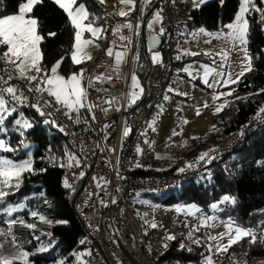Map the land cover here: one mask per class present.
I'll return each instance as SVG.
<instances>
[{
  "label": "built area",
  "instance_id": "built-area-1",
  "mask_svg": "<svg viewBox=\"0 0 264 264\" xmlns=\"http://www.w3.org/2000/svg\"><path fill=\"white\" fill-rule=\"evenodd\" d=\"M260 1L264 7V0ZM138 3L141 9L143 0ZM120 7L119 0H106L103 3L105 31L102 32L95 57L83 67V85L102 73L112 76L111 80L94 81L87 87V101L83 108L88 124L80 123L76 111L70 112L46 92L35 91V82L30 85L26 79L19 77L10 64L3 61H0V76L7 80L11 73L12 79L7 85L0 84V87L10 85L17 89L18 96L27 98L18 102L10 94L4 93L8 109L14 108V112L21 113L25 108L37 110L32 105H38L50 121L56 122L55 128L78 154L79 163H72L65 170L63 181L67 182L69 188L78 187L73 210L87 235L83 247L84 264H173L169 254L173 250V242L182 234L187 233L198 239L209 236L211 230L205 224L208 215L201 211L191 215L176 211L162 212L161 216L166 215L172 223L171 232L175 239L155 244L159 229L147 227L143 232L140 226V220L146 222L147 216L148 220L152 218L155 207L150 201L159 200L201 178L214 160L233 152L251 126L264 121V113L258 112L240 129L198 155L192 153L203 145L201 139L183 144L181 137H173L162 149L163 156H159L160 152L154 147L144 145L143 134L157 107L164 102L168 85L176 76L178 57L187 42L185 28L192 5L188 0H158V12L162 17L160 26L164 32L153 33L162 36V43L157 51L148 49L151 65L148 92L131 103L135 107L127 114L126 108L130 103L127 94L130 92L137 36L135 26L142 24L143 15L137 16V12L135 16L121 17L117 14ZM128 22L133 24L132 29L121 27L119 32L114 31L117 26ZM121 35L127 39L121 40ZM109 48L113 50L111 57L106 54ZM4 51V46L0 44V56ZM117 52L126 53L118 68L115 61ZM154 53L158 54L155 63L152 60ZM113 98V103H105L113 101ZM125 130L129 133L127 136L123 135ZM205 153L204 159H200ZM138 168H149L151 172L135 173ZM218 210L229 212L231 206L223 202ZM244 230H251L257 237L264 236V219ZM257 264H264V258H259Z\"/></svg>",
  "mask_w": 264,
  "mask_h": 264
},
{
  "label": "trees",
  "instance_id": "trees-1",
  "mask_svg": "<svg viewBox=\"0 0 264 264\" xmlns=\"http://www.w3.org/2000/svg\"><path fill=\"white\" fill-rule=\"evenodd\" d=\"M24 1L0 0V15L16 13ZM80 1L92 14L90 19L95 18V24L103 29V4L99 0ZM140 1L142 0H138ZM240 1L211 0L197 8L192 7L185 33L188 29L198 27L208 31L218 30L233 20ZM138 2L136 0V10L125 18L136 15ZM254 3L256 8L264 10L260 0H254ZM140 6L143 9V22L134 42L132 74L135 73L139 83L137 92L142 88V94L146 95L151 72L146 40L147 34L153 32L149 30L147 23L152 13L158 11V0H151L149 4H145L143 0ZM31 15L37 21L38 35L42 37L39 43L42 57L40 66L48 72L63 58L60 69L65 76L72 72L79 73L88 62L80 66L71 63L75 29L67 14L54 1L40 0ZM261 15L255 9L246 13V47L251 69L231 87V95L227 97L224 107L214 116V126L207 140L193 151L194 155L203 153L214 143L240 129L264 108V23L261 22ZM50 33L56 35L51 36ZM203 58V55H197L193 59ZM134 107L135 105L128 103L126 114ZM77 119L84 125L88 124L84 108L77 112ZM16 120H20L21 124L17 125ZM24 122L31 127H23ZM0 141L3 144L0 147V159L15 163L32 161L31 171H24L18 179L11 180L7 189L0 182V191L7 193L0 200V229L6 234L1 236L4 240L3 258L10 256L11 251H23L31 256L26 261L16 259L13 264H50L83 248L87 241L86 231L73 210L78 187H65L63 181L65 170L78 161V154L67 139L46 115H41L33 108H25L21 113L13 112L0 125ZM31 144L35 147L29 154L27 150ZM150 172L149 168H138L135 173ZM225 196L230 199L227 203L231 210L220 212L223 219L232 221L243 230L264 219V121L251 126L231 154L214 160L201 178L183 185L181 191L169 193L163 202H193L201 212L208 214L209 206ZM19 204H23L24 209L13 216L20 218L10 229L2 211ZM32 209L43 217L42 221L35 223L34 218L29 216L28 210ZM13 239L15 243L12 242ZM205 239L182 234L173 242V250L169 254L172 263H186L204 256L207 251ZM250 240L251 237H242L226 252H219V257L228 264H257L259 258H264V243H250ZM181 244L184 248L180 247ZM41 248L48 250L41 252Z\"/></svg>",
  "mask_w": 264,
  "mask_h": 264
},
{
  "label": "rangeland",
  "instance_id": "rangeland-1",
  "mask_svg": "<svg viewBox=\"0 0 264 264\" xmlns=\"http://www.w3.org/2000/svg\"><path fill=\"white\" fill-rule=\"evenodd\" d=\"M210 1L211 0H207V2ZM24 2H26V0ZM190 2L193 4V6L197 7L195 0H190ZM78 4H84V3L78 0ZM121 7L125 12H128L131 5L125 6L121 4ZM240 8H241V1L238 10L232 20V23L235 22V18L237 14L240 12ZM140 10L141 9L139 7L137 9L138 12L137 16H141ZM157 12L158 11L155 10L152 13L151 17L148 19V23L152 21L155 13ZM246 13H244L245 19H247ZM14 14H18V11L13 14L0 15V18H4ZM26 18L35 19L31 15V13L26 14ZM84 23L87 24L88 21H85ZM94 26L101 28V26L96 24H94ZM160 29H161L160 23L153 24L151 28V30L154 31L155 33H160ZM36 31H37V25H36ZM100 37L101 34H99V38H96L93 37L92 34L87 31H85L82 34V39L93 41L92 43L88 44L87 47L85 48V52L88 55L91 56L92 53H94L96 49H98V44H99L98 40L100 39ZM245 40H247V34ZM215 43L217 44V46L215 45L206 46V49L209 51L210 56L206 57L203 55L204 58L197 60L195 63L185 61L182 64V73L180 71L177 72L176 76L174 77V80L167 87V92H166L167 99H165L164 102L157 107V112L153 117V123L151 126L152 131L156 134V137L150 139L146 135L144 139L145 141H147V145L153 146L154 148H156V150H160L161 148H163L162 146L165 144V142L176 136H180L182 138L183 143H189L194 139H201L203 141L207 140L208 135L214 126V116L217 113L216 110L217 108H220L221 105L225 104L226 99L229 96L222 94L230 92L231 87L235 84V83H231L228 84L227 86H224L222 83H218V81L219 82L225 81L229 79V77L232 80H236L237 76H239V74L242 71L244 72V74L249 71V70L245 71V69L249 68V65L251 69V60L247 53L246 43H241L240 40L230 35H228L224 41L216 40ZM74 44H75V32H74ZM6 50H7V46H6ZM74 50L75 49L73 45V49L70 53L71 63L74 66H80L84 64L85 61L88 60L87 58H83L82 63L80 64H75L73 62L72 53ZM56 64H54L53 66H55ZM60 66L61 63L57 68V74L64 77L65 79L71 77L73 73H77V72H72L69 75L65 76L62 73ZM184 67H186L187 69V75L184 73ZM51 68L46 73H50ZM206 72L209 73L207 76L205 75ZM241 77L242 76H239V79ZM205 81H207V83ZM138 90H139L138 87L133 88L132 85L130 86V92L132 91L137 92ZM197 112H199V115H197ZM174 131L178 134L174 135L173 134ZM2 146H3L2 141H0V147ZM34 147L35 146L32 144L29 145V150H27V153L31 154ZM4 161L11 162L13 164H19L9 160L0 159V162H4ZM3 179L4 178L0 177V181H2ZM13 179H18V178L13 176L11 180ZM1 184L3 185L2 182ZM10 184L11 183H9V185ZM7 188L8 186L6 187V189ZM178 191H181V189ZM164 199L165 197H162L159 200L157 199L151 200L150 203H153L155 207L151 220H148V216L146 217L147 219L146 222H144L145 220L143 219L140 220L141 222L140 226L143 232H145L147 227H150L152 229L151 225L153 223L157 225V227L155 228L159 229V233L157 236H155V242H154L155 244L162 243L167 239L169 235L173 236V233L171 232L172 223L166 215L161 216L162 212L166 214L169 212L176 211L185 215H191L197 211H200L198 206L193 202L181 203L178 201H171L164 203L163 202ZM227 201L229 202L230 199ZM227 201H225L224 198H222L220 201L212 203L208 208V214H207L208 220L205 221V224L210 228L211 231L209 236L205 239L206 248H207L206 254L201 258H199L198 260L188 261L186 263H181V264H208L209 260L211 261V264H228L226 260L219 257L218 255L219 252L216 251V246L227 245L229 236L231 235L235 237V231H234L235 228L238 227L242 229V227L234 224L232 221L228 219H223L222 217H220V211L218 210V206L220 203ZM213 205H215V207H213ZM9 209L12 210L10 215L8 214ZM23 209H24L23 204H19L15 206L13 205L9 206L2 211L6 215L5 222L9 224L10 229L13 224L10 222L16 221L17 219L20 218V217L14 218L13 216L17 212ZM32 213L37 214V212L36 210L33 209L28 210L29 216L31 218H34L35 223H38L43 220L41 219L40 215L37 214L33 216ZM135 217L138 216L135 214ZM2 235H6V234H4L3 230L0 229V245L3 246L4 240L1 239ZM210 237H216V239L213 240L210 239ZM84 253L85 250L81 248L76 251L70 252L69 255L64 256L63 258L62 257L58 258L56 262H51L50 264H84L83 261ZM17 256H18L17 252L11 251L10 256H7L5 258L12 259ZM30 256L31 254H29L26 258L20 257L17 260L26 261V259ZM175 264H180V263L176 262Z\"/></svg>",
  "mask_w": 264,
  "mask_h": 264
},
{
  "label": "snow or ice",
  "instance_id": "snow-or-ice-1",
  "mask_svg": "<svg viewBox=\"0 0 264 264\" xmlns=\"http://www.w3.org/2000/svg\"><path fill=\"white\" fill-rule=\"evenodd\" d=\"M40 0H26V2H22L18 8V14L10 15L4 18H0V44L7 46V50L3 52V55L0 56V61H3L6 64H10L12 68L18 72L19 77L21 79H26L27 82L32 85L35 82L34 90L37 92H46L49 96L54 97L57 103H61L64 105L70 112L76 111L78 112L80 108L86 106L87 101V87H90L94 81H101L102 79L111 80L112 76L109 74L105 76L103 73L100 76H97L93 79H89L87 81V85H83L82 81L84 79V69H81L80 73H73L71 77L65 79L64 77L57 74V68L60 63H62L63 58L61 61H58L55 66H53L50 70V73H46L40 66V60L42 59L40 50H39V43L42 40V37L37 34L36 31V24L37 21L32 18H26V14L31 13L33 10V6L39 3ZM56 4L67 14L69 17L72 25L76 29L75 31V44H74V51L72 53V60L75 64L82 63L83 58L91 59V56L85 52V48L88 44L92 43L93 41L84 40L82 39V34L87 31L92 34L93 37L99 38V34H101L104 29L100 27H95V18L90 19V14L86 6L84 4H78V0H54ZM101 4L105 3L106 0H99ZM196 6L199 7L201 4L207 2V0H195ZM120 4L125 6L131 5L128 12H125L121 9L117 14L121 17L128 16L130 12L136 10V0H119ZM145 4L151 3V0H144ZM250 9H255L256 11H260L261 15V22L264 23V10L256 8L254 0H241V8L240 12L237 14L235 18V22L232 24L227 25L226 27L231 29L232 31L229 33L230 36L235 37L236 39L240 40L241 43H246L245 37L248 31V20L244 18V13L249 12ZM141 15L143 14V9L140 10ZM161 13H155L152 21L148 23L149 29L152 28V25L155 23L161 22ZM85 21H89L85 24ZM128 28L132 29L134 26L131 22L125 23L121 26H117L114 30L115 32H119L120 28ZM137 32L139 34V24L135 26ZM203 31V30H201ZM164 29L161 27L160 34H163ZM49 35L55 36V33H50ZM121 40H126L127 37L121 35ZM106 54L108 56H113V50L111 48L106 50ZM199 53H192V55H198ZM126 53L117 52L115 53V61L117 68L119 67L120 63L123 62ZM179 58V57H178ZM153 62H157L158 54H153L152 56ZM250 70V65L248 69L245 71ZM29 73H36L33 75H29ZM38 74V75H37ZM209 73L206 72L205 75L207 76ZM244 72L242 71L239 76H243ZM239 76H237L236 80H232L230 77L229 79L219 82L222 83L224 86H227L231 83H237L239 81ZM12 79L11 73L8 75V79L5 80L4 77L0 76V84L7 85L8 81ZM131 81L133 88L139 87V83L137 80V76L135 73L131 75ZM207 83V81H205ZM211 86V85H209ZM33 90V89H29ZM99 90V89H98ZM234 91V89L232 90ZM143 89H140V92L132 91L127 94L130 103H135L142 94ZM4 93L10 94L11 98L15 101H21L22 99H27L26 97L22 98L18 96L17 89L12 86L7 87H0V125H3L5 119L8 116H11L12 113L15 111L14 108L8 109L6 104L8 101L4 98ZM222 95H231V91L227 93H223ZM218 98V97H217ZM167 99V97H165ZM113 101H105V103H113ZM35 107L37 111L41 112V115L44 113L40 110L38 105H32ZM94 107H99V105H94ZM224 105H221L220 108H217V112H219ZM261 113H264V108L260 109ZM199 115V112H197ZM93 115V119H94ZM186 122V121H185ZM15 123L17 125L21 124L20 120H16ZM45 123H49V121H45ZM53 125L56 124L55 121H51ZM23 127L28 128L31 125L27 122H24ZM63 130V129H61ZM129 133L127 130L123 133L124 136H127ZM174 135H177L174 131ZM207 153L203 154L200 159H204ZM79 162L77 161V164ZM32 161L27 160L19 164H13L11 162H0V177L4 178L2 181L4 186H9L10 180L13 176L19 178L20 175L24 171H31ZM179 171H184V169H179ZM83 175V173H81ZM18 186V184H17ZM65 187H69L67 182H65ZM7 193L0 191V200L6 196ZM224 200H229V197L225 196ZM115 202V201H113ZM215 207V205H213ZM11 209L8 210V214H11ZM33 216L37 215L36 213H32ZM43 219V217H41ZM10 223H15L12 221ZM152 228L157 227L156 224L151 225ZM231 231V229H230ZM235 237L229 236L228 244L227 245H219L216 246L217 252H226L229 247L233 244L237 243L238 240L242 237H251L250 243H264V236L257 237L254 235L251 230H243L240 228H235ZM169 240L175 239V237L169 235L167 237ZM210 239H216V237H210ZM15 243L14 239L12 241ZM194 243H199V241H194ZM2 245H0V264H13L14 259H18L20 257H27L29 254L26 252H19L18 256L12 259L3 258L2 256ZM167 247V245H165ZM181 248H184V245H180ZM47 248H41L39 251H47ZM208 264H211V261H208Z\"/></svg>",
  "mask_w": 264,
  "mask_h": 264
},
{
  "label": "crops",
  "instance_id": "crops-1",
  "mask_svg": "<svg viewBox=\"0 0 264 264\" xmlns=\"http://www.w3.org/2000/svg\"><path fill=\"white\" fill-rule=\"evenodd\" d=\"M192 7H193V9L197 8V7L193 6V4H192ZM121 9H122V7H120V10ZM229 24H232V21L222 25L216 31H208V30H206L203 27H198L196 29H188L186 31L187 42L181 49V56L179 57L178 63L176 65L177 72L180 71L182 73V64L185 61L195 63L198 60V59H193L197 55H192V53H199L198 55L201 54V55H204L206 57L210 56L209 55V51L206 49V46L207 45H213V46L215 45V46H217V44L215 43L216 40L217 41H224L227 38V36L229 35V33L232 31L231 29L226 27ZM149 30L152 31L151 29H149ZM201 30H203V31H201ZM98 42H99V40H98ZM3 46L6 49V46L5 45H3ZM97 50L98 49H96V51L94 53H92L91 59H88L87 61H85V63L91 61L95 57V55L97 53ZM184 73L187 75L186 67H184ZM32 74L33 73H29V75H32ZM152 123H153V119H152L150 125L148 126L147 130L143 134V143H144V145H147V141H145V139H144L146 135L150 139L156 137V134L152 131V127H151ZM182 143H183V141H182ZM165 144H166V142H165ZM165 144L162 146L163 148H164ZM183 144H187V143H183ZM147 146H149V145H147ZM150 147H153V146H150ZM156 147H158V146H156ZM163 148H161L160 150H157L158 152H160L158 154L159 156H163V154L161 152Z\"/></svg>",
  "mask_w": 264,
  "mask_h": 264
},
{
  "label": "water",
  "instance_id": "water-1",
  "mask_svg": "<svg viewBox=\"0 0 264 264\" xmlns=\"http://www.w3.org/2000/svg\"><path fill=\"white\" fill-rule=\"evenodd\" d=\"M146 42L150 51H157L162 43V36L149 32Z\"/></svg>",
  "mask_w": 264,
  "mask_h": 264
}]
</instances>
